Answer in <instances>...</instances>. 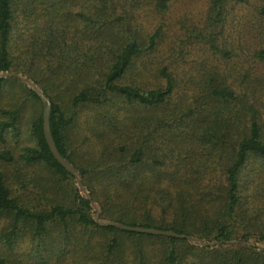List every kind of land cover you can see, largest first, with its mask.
<instances>
[{
	"label": "trees",
	"instance_id": "obj_1",
	"mask_svg": "<svg viewBox=\"0 0 264 264\" xmlns=\"http://www.w3.org/2000/svg\"><path fill=\"white\" fill-rule=\"evenodd\" d=\"M147 1L164 19L173 0H0V72L50 99L56 146L90 194L52 154L44 113L24 143L23 109L0 105V264H264L225 243L264 242V0H208L172 45L165 23L136 25ZM238 8L250 26L234 37ZM14 87L42 100L15 77L0 98ZM83 114L100 150L81 167L68 151ZM92 201L101 220L222 244L103 225Z\"/></svg>",
	"mask_w": 264,
	"mask_h": 264
},
{
	"label": "rangeland",
	"instance_id": "obj_2",
	"mask_svg": "<svg viewBox=\"0 0 264 264\" xmlns=\"http://www.w3.org/2000/svg\"><path fill=\"white\" fill-rule=\"evenodd\" d=\"M207 1L208 0H173L170 13L167 14L164 19L152 10L150 3L147 1L146 5L144 4V7L143 5L140 4L141 7L135 9V15L137 18L136 25L140 30H143L145 33L149 34L152 31L156 30L161 23H165L166 26L164 30L167 32L168 38H164V42L162 45H166V44L172 45L173 43L172 37L174 34H178L179 36L183 35L180 29L182 28L180 23L186 22V20H188V22L190 23L199 22L203 17L204 11H206L207 9ZM128 9L131 12L132 10L131 7H129ZM239 9L240 8H238L234 13L236 14L238 12L239 15L236 16L233 20L230 18L231 26L227 25V29H228L227 34H232L234 37H238L241 32L242 33L245 32L250 26V25H246L244 23L245 20L242 18L243 15L247 14L246 11L248 8L246 10H239ZM151 59L152 62H155V58L152 57ZM159 61L160 63H162L161 62L162 60L158 58L156 62ZM151 72L152 70L145 72V76L143 77V79L145 78L146 80H150L151 82H154L155 79L151 76ZM23 77L27 78L26 76ZM21 82L28 88L32 89L31 86L28 85L27 83L23 81ZM25 96L26 93L23 90H21V88L14 87L11 89V91L6 92L0 98V105L10 106V104L12 103L13 106H21V108L23 109L22 124H21V128L23 130L22 139L24 143H27L29 142L26 133L27 128L28 126H30L31 121L34 118H36L40 112L44 113L45 102L43 99L41 101L31 100V99L27 100ZM86 120H87L86 115L85 114L81 115V117L77 120L75 125H73L70 130V149L68 151L70 154L69 156L73 159V161L77 165L81 167L94 164L97 151L100 150V146L97 142V139L95 135H92L90 133L89 126L87 125ZM78 175L82 180V175L80 171H78ZM76 186L78 187L80 194L87 197L80 190L77 180H76ZM88 197L90 198L89 191H88ZM92 203H93L92 207H93L94 216L96 218L98 212L101 213V207L95 201H92ZM101 221H106V220H101ZM5 224H6L5 221H0V231L5 227ZM193 244L201 246V244L198 242ZM236 244H243V245L252 244L251 246H256L259 250L264 251L263 241H256L255 239H252L247 243H240V241H238V243ZM2 249L4 248L0 243V250Z\"/></svg>",
	"mask_w": 264,
	"mask_h": 264
},
{
	"label": "water",
	"instance_id": "obj_3",
	"mask_svg": "<svg viewBox=\"0 0 264 264\" xmlns=\"http://www.w3.org/2000/svg\"><path fill=\"white\" fill-rule=\"evenodd\" d=\"M5 77H15L18 78L19 80L27 83L28 85L31 86V88L44 100L45 102V108H44V116H43V121H44V135L47 141V144L56 158V160L66 168L68 172H70L77 180L78 186L80 190L88 197V191L86 187L83 185L81 178L78 175V171L76 167L70 162L67 158H65L60 151L58 150L55 140L53 138L52 132H51V108L52 104L50 99L44 94V92L39 89V87L30 79L23 77L20 74H16L13 72L9 73H3L0 72V78H5ZM89 198V197H88ZM93 205V203H92ZM96 221L100 224L107 225V226H114L116 228L125 230V231H132V232H138V233H144V234H151V235H157V236H167V237H174L178 239H185L188 240L191 243H200L201 246H218L221 245L222 242H209L194 236H189V235H183V234H178L174 231H166L158 228H149V227H143V226H131L128 224H124L122 222H117L113 220H108V221H101L100 219V212H98V215L96 217ZM226 244H231V243H238V241H232V242H225ZM252 245V244H251Z\"/></svg>",
	"mask_w": 264,
	"mask_h": 264
}]
</instances>
